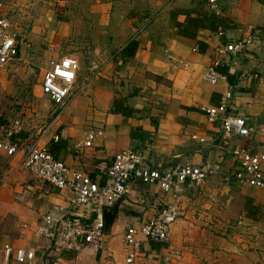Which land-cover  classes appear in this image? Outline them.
<instances>
[{
    "label": "crops",
    "instance_id": "0c3cea01",
    "mask_svg": "<svg viewBox=\"0 0 264 264\" xmlns=\"http://www.w3.org/2000/svg\"><path fill=\"white\" fill-rule=\"evenodd\" d=\"M61 1L77 8L78 15L52 21L51 0H0V14L6 13L15 23L22 42L21 60L5 67L21 76L29 65L37 64L44 71L55 58L53 51L69 37L79 49L74 53L79 65L88 64L81 75L80 66V91L59 119V139L48 142L52 155L102 183L113 155L131 146L161 167L207 165L214 170L207 180L241 189L231 191L233 205L226 209L205 202L206 198L194 200L193 185L175 199L155 183L134 179L128 193L116 202L112 224L104 228L103 247L83 243L55 248L37 233V225L53 205H66L72 193L35 180L21 164L20 153L9 157L0 150V264L6 244L13 250L33 247L35 264H125L127 228L139 230L172 202L179 217L170 227L169 244L179 257L170 253L166 243L148 240L138 231L135 264H264V189L227 184L221 178L236 166L230 148L264 147V0H218L222 28L213 30L205 21L193 34L183 32V27L189 18L211 11L204 0ZM145 17L148 22L141 24ZM249 34L253 36L249 47L218 67L227 80L215 85L205 82L202 76L215 49ZM132 41L137 45L131 46ZM17 81L19 89L25 86L23 77ZM229 87V113L245 117L263 131L252 138L233 136L223 144L219 122H209L201 107L218 104ZM1 93L0 128L4 126ZM89 126L102 127L104 134L90 147L79 146ZM24 135L25 129L11 139ZM223 197L224 193L219 196ZM78 212L89 221L93 207L83 204ZM230 219H235L233 225ZM237 226L254 233L257 246L228 241L226 231ZM5 264L24 263L17 262L12 251Z\"/></svg>",
    "mask_w": 264,
    "mask_h": 264
},
{
    "label": "built area",
    "instance_id": "2783aa9c",
    "mask_svg": "<svg viewBox=\"0 0 264 264\" xmlns=\"http://www.w3.org/2000/svg\"><path fill=\"white\" fill-rule=\"evenodd\" d=\"M205 1L214 14H221L218 0ZM147 22L148 17H145L141 24ZM14 27L15 23L6 13L0 14V68L21 60L19 53L22 42ZM142 28L140 26L138 30ZM252 41L253 36L249 34L218 46L203 73V80L210 85L226 81L227 76L221 73L218 67L225 62L228 65L230 60L236 59ZM171 57L167 54V58ZM225 57H228V60H224ZM183 66L187 67L188 62H184ZM89 68L95 67L91 64ZM79 69L78 59L72 55H63L51 60L40 80L41 93L50 101L47 115L38 123L28 121V118L25 123L15 121L10 128L4 126L0 128V150L9 157L20 153L21 164L35 180L47 183L53 190L67 189L72 193L66 205H53L41 216L37 225V233L48 238L55 248H75L83 243L103 247L104 210L114 206L128 193L129 183L134 179H140L144 183H155L162 192L171 193L176 199L189 185L199 188L214 173L212 168L204 164L161 167L151 163L143 151L129 146L113 155L106 168L105 180L101 183L87 172L56 159L49 151L48 142L59 139L56 130L59 119L80 91ZM230 96L229 87L218 104L201 107L209 122H219L223 144L233 136L252 138L263 131L262 128L249 124L245 117L229 113ZM23 129L26 130V135L11 139L12 134ZM103 134L102 127L89 126L84 130V138L78 145L90 147ZM251 149L250 145L230 148L236 166L232 171L221 174L224 182L264 189V147L257 151ZM83 204H90L93 207V216L89 221L83 220L78 212L79 206ZM178 217V206L172 202L168 203L156 217L144 221L139 230L134 227L127 228L123 234L125 264L136 262L140 243L136 238L138 231L148 240L166 243L170 253L178 258L179 251L169 244L170 227ZM12 251L17 262L35 264L36 252L33 247H18L13 250L8 244L3 247V264Z\"/></svg>",
    "mask_w": 264,
    "mask_h": 264
},
{
    "label": "rangeland",
    "instance_id": "374dc122",
    "mask_svg": "<svg viewBox=\"0 0 264 264\" xmlns=\"http://www.w3.org/2000/svg\"><path fill=\"white\" fill-rule=\"evenodd\" d=\"M61 2V0H51V4H49V20L56 21L59 19V16H65L69 20L74 17L75 13L78 15L77 8H73L72 5L70 6L68 3V5H64V3ZM76 46L72 37H69L59 44V48L56 50L57 52L53 51L52 55L55 57L54 59L63 55H72L76 57L74 53L79 50ZM87 65L88 64L80 65V75ZM43 72L42 68L38 67L37 64L29 65L25 74L22 76L21 74H17V71L12 70L9 66L0 68V91L3 97L1 106L3 107L2 117L4 118L1 124L4 125V127L10 128L11 124L15 121L25 123L28 118V121L33 120V123H38L47 115L50 108V101L40 90V76ZM22 77L25 80V86L19 89L18 86L21 82L18 83L17 80H22ZM237 189L239 190L241 188L229 187L220 181L218 183L207 180L201 187L195 188V190L192 189L191 192L193 193L192 195L196 196L194 200L206 198L205 202L213 203L214 206H221L228 209L231 208L234 201L230 193ZM211 192L213 195H211ZM223 193L225 194V198L223 197L220 199L219 196ZM239 219L240 217L237 220ZM230 220V224L233 225L235 219ZM237 220L235 222H237ZM226 235L230 238L228 241L232 243L234 240H239V245L243 243L248 247L257 246L255 245V234L250 231L247 232L241 227L237 226L232 229V231L227 230ZM234 236H236L237 239H234Z\"/></svg>",
    "mask_w": 264,
    "mask_h": 264
},
{
    "label": "trees",
    "instance_id": "16d2710c",
    "mask_svg": "<svg viewBox=\"0 0 264 264\" xmlns=\"http://www.w3.org/2000/svg\"><path fill=\"white\" fill-rule=\"evenodd\" d=\"M205 21L208 22V26L211 29H213V30H217L219 28H222V26H223V23L221 21L220 16L214 14L212 11H209V12H205V14L201 18H198V17L189 18L188 21H187V23L183 27L185 29L183 32L193 34V31L192 30H196L197 27L205 25ZM130 45L131 46L132 45H135L136 46L137 43L135 41H132L130 43ZM125 52L126 53H130V51L128 52V50H125Z\"/></svg>",
    "mask_w": 264,
    "mask_h": 264
},
{
    "label": "water",
    "instance_id": "95a60500",
    "mask_svg": "<svg viewBox=\"0 0 264 264\" xmlns=\"http://www.w3.org/2000/svg\"><path fill=\"white\" fill-rule=\"evenodd\" d=\"M116 212H117V205L116 204L114 206H112L110 208H106L104 210L105 226L112 224Z\"/></svg>",
    "mask_w": 264,
    "mask_h": 264
}]
</instances>
